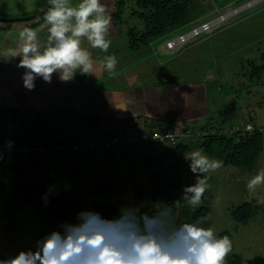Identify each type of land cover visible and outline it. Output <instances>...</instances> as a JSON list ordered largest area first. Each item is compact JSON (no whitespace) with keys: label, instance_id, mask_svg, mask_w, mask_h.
<instances>
[{"label":"rangeland","instance_id":"374dc122","mask_svg":"<svg viewBox=\"0 0 264 264\" xmlns=\"http://www.w3.org/2000/svg\"><path fill=\"white\" fill-rule=\"evenodd\" d=\"M43 1L0 0V13L4 14L0 16V21L6 15L11 18L17 17L12 15L25 10H32L36 13L35 16L41 15L35 5ZM173 1L186 3L188 10L186 24L173 29L162 38L151 41L147 46L130 50L128 31L142 32L144 30L143 22L133 13L145 12V10L140 9L135 0H126L121 9L120 19L117 21L114 17L117 12V0H107L112 13V23L117 24L118 28V33L111 31L114 38L109 54H115L119 61L117 71L120 69L125 70L126 75L133 74L132 84L135 85L131 86L132 89L143 88L147 85L153 87L161 81L173 80L175 84L180 83L181 86L189 84L188 87L196 88L194 89L196 93L192 90L193 94H185L191 96V98L188 96V101L192 100L191 103L197 104L202 101L200 94L204 87L207 99L206 102L203 100L201 103L205 102L209 111L212 109L211 120L222 121L223 126H226L224 128L226 133L232 136L236 130H247V125L262 132L263 152L255 164L248 169L226 167L223 164L221 169L211 173L202 206L210 210L204 227H212L218 234L227 232L232 237L233 252L226 260L234 254L241 258L243 264H264V206H258L255 203L254 194L249 193L245 187L246 182L264 168V69L262 73L252 75L253 67L264 68V0ZM73 2L75 3L76 0ZM251 2L250 7L210 32L184 44L176 53L171 54L166 51L165 44L168 41ZM22 16L23 14H18V17ZM39 19L44 20L42 15ZM32 22L33 20L26 23ZM84 46H87L86 42ZM90 51L93 56H100L99 50L90 49ZM104 55L102 53V58ZM157 59L161 62L160 67L157 65ZM148 65L149 70L142 71ZM135 76L139 80H135ZM82 78L91 81V76H82ZM194 110L196 109L193 108L191 112L188 110L180 114L181 110L177 109V113L185 118L187 115L190 116ZM217 112L219 114L221 112L220 117ZM0 120L2 121H0L2 135L6 139L11 137V130L15 131V129L22 131L25 138L45 128L41 133L51 134L60 131L69 134V137L74 135L73 140L79 139V141H86L88 136L94 133L96 138L99 132L96 129L97 121L94 118L78 122L77 118L70 115L65 120L63 112L51 116L44 115V120L28 118L16 124L8 119L5 126L3 118ZM32 121L35 125H30ZM207 123V119L201 118L196 123L188 119L185 124H187L189 133L197 134L198 130ZM124 137H127V134ZM25 140L28 143V139ZM180 142V144L187 145L189 151L182 156H173L156 167L147 165L144 160L159 159L161 153L170 148L167 142L124 143L118 151L120 157L118 164L111 163L110 154L103 150L87 151L83 148L80 152L66 154L49 152L45 154L47 162L40 164L35 171L36 182L33 184L31 180L27 181L21 188L23 190L39 188L46 191V187L50 184L63 185L68 182L72 186L71 190L65 191L63 187L61 190L72 202L81 207L80 211L92 210L94 206L100 204L115 206L119 209L125 204L153 202L150 199L151 186L148 176L172 167L171 176L176 178L179 174L182 178L181 185L173 189L168 197L160 198L156 202H167L170 198L174 199L176 201L174 209L176 218H178L179 210L187 206L186 202L180 199L182 186L194 183L196 179L189 171L184 156L193 150H200L197 137L183 139ZM7 170L8 165H0V223L12 221L15 229L5 238H0V257L14 256L19 251L29 248L35 249V242L40 239L41 231L46 229L49 223L48 217L39 216L29 202L17 204L14 201L11 196L14 186L13 173H8ZM45 179L48 180L47 185L44 182ZM104 187H109L110 190L90 193L92 190ZM140 190L144 192L141 198L138 197ZM256 195L264 196V186L257 188ZM245 203L254 206L255 214L246 224H236L231 219L230 212ZM75 222L76 216L70 223Z\"/></svg>","mask_w":264,"mask_h":264},{"label":"clouds","instance_id":"9594fccd","mask_svg":"<svg viewBox=\"0 0 264 264\" xmlns=\"http://www.w3.org/2000/svg\"><path fill=\"white\" fill-rule=\"evenodd\" d=\"M45 21L47 35L25 27L18 32L15 46L0 55V62H14L22 87L34 91L36 82L51 85L74 82L79 76H94L95 60L90 49L105 55L102 69L117 71L118 59L109 54L112 44V13L107 0H44L38 10ZM86 42L87 46H84ZM14 141L5 142L11 150ZM0 155V159H2ZM194 183L183 185L180 199L195 210L202 206L210 174L223 167V161L210 158L202 150L184 156ZM264 186V168L246 184L255 203L264 206V196L256 195ZM68 182L48 185L41 200L45 207ZM233 251L228 235H219L201 221L178 223L174 206L164 201H142L121 205L113 217L84 209L75 223H62L59 230L47 233L29 248L14 256L0 257V264H227Z\"/></svg>","mask_w":264,"mask_h":264},{"label":"crops","instance_id":"0c3cea01","mask_svg":"<svg viewBox=\"0 0 264 264\" xmlns=\"http://www.w3.org/2000/svg\"><path fill=\"white\" fill-rule=\"evenodd\" d=\"M43 3L44 1L35 6L39 9ZM25 11L15 13L12 16L17 17L13 18L6 15L0 21V55H6V49L15 46L18 32L25 27H32L39 31L42 38L47 35L43 19L33 20L32 23L16 21L36 14L32 10ZM0 14V16L4 15L3 13ZM18 14H23V16L18 17ZM112 30L118 33L117 24L112 23ZM116 32L115 34H117ZM111 38H114L112 32ZM177 51L167 52L172 54ZM93 58L95 60V72L94 76H91V81L79 75L74 82L70 83H60L54 78L53 83L49 85L38 80L36 89L30 92L22 87L20 74L23 69L15 68L14 62H0V118H3L4 126L6 122L8 123L7 120L11 119L14 111L31 112L29 117L22 116L17 120V123L28 118L44 120V115L51 116L63 112L65 120L72 115L78 119V122L87 121L90 118L97 121L98 127L96 126V129L99 132L96 138L94 133L89 135L86 141H79V139L73 140L74 135L69 137V134L65 133V138H70L74 143L99 142L109 136L123 137L126 134L127 137L124 138L129 140L140 135L159 133H174L182 136L180 140L197 137L200 142L202 137L208 133L220 130L226 132L224 129L226 126H223L222 121L219 119L211 120L213 115L210 112L212 109L209 111L207 105L204 104L207 99L204 87L200 99L205 102L201 103L200 100L201 102H197V104L191 103L192 100H187L188 96L191 98L190 93H196L194 91L196 88L188 87L189 84L181 86L180 83L174 84L169 80L161 81L153 87L144 85L143 88L132 89L131 86L135 85L132 84L134 81L132 73L126 75L125 70L121 71L120 69L112 74L105 73L102 69V52H100V56H93ZM160 64L161 62L157 59L159 67ZM149 68L148 65L142 71H148ZM137 79L135 76V80ZM192 90L193 92H191ZM193 108L196 110L185 118L183 115L180 117L177 113V109L181 110V114L188 110L191 112ZM217 115L220 117L221 112L220 114L217 112ZM201 118L208 120L207 125H203L197 134L189 133L187 124H185L188 119L196 123ZM57 138L64 139V135L55 136V139ZM180 140L178 143H181ZM72 142L70 144H74Z\"/></svg>","mask_w":264,"mask_h":264},{"label":"trees","instance_id":"16d2710c","mask_svg":"<svg viewBox=\"0 0 264 264\" xmlns=\"http://www.w3.org/2000/svg\"><path fill=\"white\" fill-rule=\"evenodd\" d=\"M135 1L140 9L143 11L145 10V12L133 13L135 17L143 22L144 30L142 32H136L132 30L128 31V46L131 50H136L140 47L147 46L151 41L157 38H162L167 33L173 31V29L186 24L188 13L187 7L185 5L186 3H180L173 0ZM125 3L126 0H117V12L114 15V17L117 18V21L120 19L121 9L124 7ZM39 18H41V15L16 21H32ZM263 69V67H253L252 75H258L262 73ZM170 82H173V80ZM173 83L175 84V82ZM30 115L31 112L14 111L13 115L11 116V122L16 124L17 120L22 116L29 117ZM32 124L35 125V122L32 121L30 125ZM43 130H45V128H43ZM42 131L38 133H32L25 138V135L22 134V131L15 129V131L11 130V137L9 139H13L16 146L19 148L27 144L25 139H28V143L30 145H40L43 147L49 145L70 144L72 142L70 138H65V134L60 131L51 134H43L41 133ZM57 135H64V139H55L54 136ZM5 139L6 138L2 135V128L0 126V143ZM198 146L205 155L209 156L210 158L223 161V164L226 167L248 169L255 164L263 152V134L261 131L254 128L249 131L244 130L237 131L236 133L233 132L232 136L226 132H223V130H220L204 135ZM188 151V146L178 143L176 146H171L168 150L164 151L159 159L154 161L145 159L144 162L147 165L156 167L159 164L167 161L169 158L173 156H182ZM46 162V159L41 162L40 158L35 155L24 156L22 154H15L13 156V161L9 164H5L8 165V173H13L14 186L11 196L14 201L17 204H23L25 201L29 202L33 205L39 216H47L49 219L47 228L43 229L40 233V239L53 230H59V226L62 223H70L72 218L76 216V214L81 209V207L78 204L72 202L67 194H65V192H63L61 189L56 195L50 197V203L47 207H45L43 201L41 200V196L45 191L40 190L39 188L34 190H23L21 188V186L27 181L31 180L33 184L36 182L35 171L40 164H45ZM172 172L173 168L170 167L162 172L151 173L148 176V181L151 186V201L156 202L160 198L168 197L173 189L179 188L182 178L179 176V174L176 176V178H172ZM44 182L47 185L48 180L45 179ZM108 190H110L109 187H104L101 189L92 190L90 193H99ZM143 194V190H140L138 197L141 198ZM167 203H172L173 206L176 205V201L172 198L168 199ZM92 210L99 211L107 217H113L118 212V209L115 206L107 204L94 206ZM209 213L210 210L207 207L201 206L195 210H192L188 206H185L183 210H179L177 222L184 223L195 222L199 220L204 227L208 221ZM254 214V206L250 203H245L232 209L230 212V217L236 224L244 225L252 219ZM14 229V223L12 221H4L0 223V238H5L8 234L12 233ZM219 235H228L232 240L231 235L227 232H222ZM226 261L227 264H243L241 258L234 254Z\"/></svg>","mask_w":264,"mask_h":264},{"label":"built area","instance_id":"2783aa9c","mask_svg":"<svg viewBox=\"0 0 264 264\" xmlns=\"http://www.w3.org/2000/svg\"><path fill=\"white\" fill-rule=\"evenodd\" d=\"M251 3H247L244 6H241L237 9L229 11L223 15L218 16L217 18L211 20L210 22H205L201 24L199 27L192 29L190 32L178 36V38L168 41L165 44V49L168 52H175L181 46L188 43L191 40H194L200 37L203 34L210 32L213 28L227 22L231 18L235 17L241 11L250 7ZM102 123V122H100ZM253 127L247 126V130H252ZM234 131V133H236ZM182 136H179L174 133H162V134H147L140 135L138 137H134L133 139H126L121 136H112L106 137L99 142H89V143H74V144H61V145H49L46 147L40 145H30L29 143L25 144L22 147H17L15 141L13 139H5L0 143V155H2V159H0V165L9 164L13 161V156L15 154H22L24 156L35 155L40 158V161L43 162L45 160V153L47 152H58V153H74L80 152L83 148H86L87 151H97L103 150L110 154V161L113 164H118L120 157L118 154L119 148L124 143H135V142H159L165 143L167 142L170 146H176ZM8 140L14 141V145L12 149L6 150L4 148L5 142Z\"/></svg>","mask_w":264,"mask_h":264}]
</instances>
